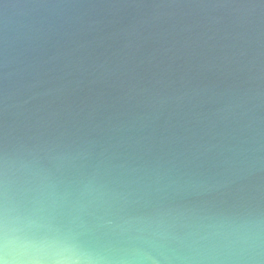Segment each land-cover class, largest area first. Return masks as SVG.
<instances>
[{
  "label": "water",
  "instance_id": "95a60500",
  "mask_svg": "<svg viewBox=\"0 0 264 264\" xmlns=\"http://www.w3.org/2000/svg\"><path fill=\"white\" fill-rule=\"evenodd\" d=\"M5 190L13 236L264 261V0H0Z\"/></svg>",
  "mask_w": 264,
  "mask_h": 264
},
{
  "label": "clouds",
  "instance_id": "9594fccd",
  "mask_svg": "<svg viewBox=\"0 0 264 264\" xmlns=\"http://www.w3.org/2000/svg\"><path fill=\"white\" fill-rule=\"evenodd\" d=\"M8 212L5 190L0 202V264H264L259 259V233L230 242L231 246L240 241L248 244V248L241 251L230 247L227 253L203 251L177 256L170 254L162 244L114 255L86 246L74 234L73 228L65 225L55 227L53 231L13 236ZM153 236L165 238L162 233H153Z\"/></svg>",
  "mask_w": 264,
  "mask_h": 264
}]
</instances>
